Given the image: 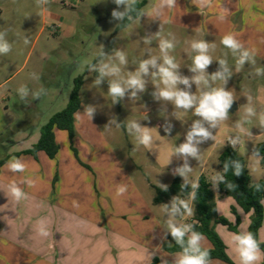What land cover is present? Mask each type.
Returning a JSON list of instances; mask_svg holds the SVG:
<instances>
[{
    "label": "rangeland",
    "instance_id": "rangeland-1",
    "mask_svg": "<svg viewBox=\"0 0 264 264\" xmlns=\"http://www.w3.org/2000/svg\"><path fill=\"white\" fill-rule=\"evenodd\" d=\"M147 2L142 10L151 9L158 0ZM116 8L112 0H51L44 8L37 5V0H0V31L7 33L6 38L12 44L8 54L0 55V128L7 125L0 134V158L7 151L23 152L36 144L42 127L67 107L75 79L82 76L78 112L83 114L85 105H93L96 112L91 121L87 116L78 118L75 115L73 145L80 160L70 148L67 131L55 130V136L62 155L74 157L84 168L92 171L90 175L96 186V198L102 200L105 216L88 226L83 225L84 221L80 219L71 220L69 226L74 229V238L65 249H72L71 244L79 250L117 248L114 234L119 231L140 249L141 255L132 264H151L156 257L162 263L173 264L176 253L162 249L168 218L162 205L170 204L172 198L160 204H155L154 199L156 188H160L158 183L170 186L175 178L174 170L184 163L182 158L172 156V153L176 146L185 142L191 123L198 117L193 111L185 112L175 109L170 102L156 100L152 93L154 84L160 82L153 81L151 77L146 78V90L138 93L135 99L126 94L120 102L113 104L107 93L108 81L95 86L93 81L97 73L89 71L87 65L98 63L101 51L114 55L115 50H121L128 59L127 66H121V75L127 77L128 72L134 71L139 61L147 58L149 53L160 57L159 40L170 39L171 33L176 44L170 55L180 66V74L190 77L193 73L189 67L196 54L191 43L199 40L214 43L215 49L209 53L213 62L207 72L212 74L218 70L217 60H227L232 76L225 88L232 92L238 108L234 112L229 111L228 119L216 129H211L214 140L209 139L199 145L200 161L188 159L192 168L188 176L189 185L198 183L202 175L211 184L215 175H223L219 157L230 146L229 137L237 133L241 139L234 149L244 157L252 181L264 180V166L254 154V148L264 142V127L260 123L264 117V102L258 99V93L264 88V75L255 74L257 68H264V0H211L209 6L199 9L191 0H177V6L163 9L159 19L153 20L145 15L119 31L117 27L121 21L111 17L112 10ZM223 8L228 11L221 20ZM119 10L123 11V6ZM159 30L160 36L157 37L155 34ZM226 34L234 35L245 49L253 53L254 64L248 62L242 68L237 67V57L221 43ZM25 36L30 39L27 45L24 44ZM145 36H151V44L144 43ZM33 73L39 79L32 78ZM22 86L30 91L26 102L21 101L18 95L17 90ZM221 86L222 81L213 84V87ZM40 88H44L46 94L39 100H33L31 92ZM191 91L199 95L195 84ZM249 106L255 109L256 115L246 117ZM113 119L120 123V127L114 124L105 127ZM131 120L149 128L153 137L150 150L129 135L127 123ZM238 122L241 123L240 129L235 127ZM168 124L172 126L170 133L164 131ZM121 184L127 186V191L118 196L116 189ZM212 190L218 203V215L232 216L230 205L235 204L234 200L222 195L218 188H213V184ZM178 197L189 204L192 213L177 217V223L188 224L194 216L193 199L191 196ZM240 215L243 223L239 232H248L252 214L242 212ZM107 227L112 228L111 239ZM215 231L229 247L230 258L235 264H240L232 242L235 233L221 224L215 225ZM123 241L130 244V241ZM201 244L205 249L212 248L204 236ZM153 249L156 253L148 262L146 260ZM211 264L226 263L215 259Z\"/></svg>",
    "mask_w": 264,
    "mask_h": 264
},
{
    "label": "clouds",
    "instance_id": "clouds-1",
    "mask_svg": "<svg viewBox=\"0 0 264 264\" xmlns=\"http://www.w3.org/2000/svg\"><path fill=\"white\" fill-rule=\"evenodd\" d=\"M51 0H37V5L44 8L50 4ZM117 6L111 12V17L114 20L124 21L125 18L132 19L131 13L135 11L136 0H112ZM191 2L199 9L210 5L211 0H191ZM123 6V11L119 8ZM177 6V0H158L157 4L151 9L140 10L138 19L142 16L151 17L153 20L159 19L162 15L163 9H172ZM228 9L223 8L220 19L225 18ZM160 36V30L155 34ZM7 33L0 31V55L8 54L12 49V44L6 38ZM170 39L160 38L159 49L160 57L148 54V57L141 59L138 67L134 71H129L127 77L121 75L122 67L127 66L128 59L126 54L121 50H115L114 55H107L105 51H101L98 63H88V70L96 72L93 83L99 87L105 80L108 81V95L112 98V103L120 102L126 94L130 99H135L138 93H143L146 90L148 83L147 77H151L153 81L158 80L159 84H154L155 91L152 93L153 97L159 101L170 102L175 109H181L185 112L193 111L198 119L193 120L189 130L186 133L185 142L181 143L178 147L174 148L172 156L175 155L182 158L184 163L178 166L173 175H178L183 178L182 189L189 187V173L192 168L188 164V159L194 158L200 161L201 150L199 145L209 139L214 140L211 129H216L222 121L229 117V109L231 108L234 97L232 92L226 90L225 85L229 78L232 76L231 70L228 66L226 59H219V68L212 74L207 72L208 67L212 64L213 58L209 54L214 51L215 44L209 43L205 40L193 41L191 49L196 53L192 59V65L189 70L193 75L184 76L179 72L180 66L175 62V57L170 55V52L175 48V37L169 33ZM144 43L151 44V36L143 38ZM30 43L28 36L24 37V44ZM221 43L231 51L233 56L237 57V67L242 68L246 63H255L253 53L244 48V45L236 39L232 34L223 36ZM102 46V45H101ZM257 76L264 75V68H257L255 71ZM32 78L39 79L35 73ZM113 78V79H109ZM222 81L223 86L213 87L214 82ZM161 84L163 87H161ZM196 85L199 90V95L192 93V85ZM180 85L184 87L181 88ZM18 95L21 101H27L30 94L26 86L20 87ZM46 94L44 88L31 92L33 100H39L42 95ZM248 100L251 97H247ZM96 112L93 105H85L84 112H78L76 115L79 118L81 115L87 116L91 121ZM256 115L255 109L251 106L246 108V117ZM147 119V116H146ZM261 126L264 127V117L260 120ZM114 124L117 128L120 123L116 119L110 120L105 127ZM237 129L241 128V123L235 125ZM172 126L166 125L164 131L170 133ZM127 131L132 135L139 145L151 149L153 144V137L150 134L149 128L142 126L140 122L131 120L127 123ZM240 135L237 133L235 136H230L228 142L233 148H236L240 142ZM258 155V153H255ZM171 156V157H172ZM170 162V160H169ZM7 169L12 173H23L26 165L21 159L13 157L6 164ZM234 169L236 176L241 175L242 165L239 161L227 160L223 166V173H227L229 168ZM225 182L224 175L217 174L212 178L213 188H218L220 183ZM158 183V182H157ZM163 191L168 190L167 185L159 184ZM191 196L195 198L196 190L199 184L196 182L191 183ZM232 187L231 184L228 185ZM127 191L126 185H118L116 194L118 196L125 194ZM10 196L16 201L27 199L26 193L15 181L11 182L8 186ZM162 210L168 217L166 220L167 232L170 233L175 243L180 246L181 251L175 254L173 264H211L210 252L202 247L203 236L201 233L193 230L191 224H179L176 218L183 216L185 213L191 215L192 209L189 204L184 200L175 196L172 198L170 204H163ZM48 222L45 219L38 221L37 232L41 237H47L49 232L47 230ZM187 237V240H185ZM232 242L235 245V250L239 256L240 264H256L261 260L264 253L261 252L259 243L250 232L240 234H233ZM166 264V261L163 262Z\"/></svg>",
    "mask_w": 264,
    "mask_h": 264
},
{
    "label": "crops",
    "instance_id": "crops-1",
    "mask_svg": "<svg viewBox=\"0 0 264 264\" xmlns=\"http://www.w3.org/2000/svg\"><path fill=\"white\" fill-rule=\"evenodd\" d=\"M142 1L148 4L147 0ZM258 99L264 102V88L258 93ZM6 126L0 128V134ZM16 153L20 152L7 151L0 158L2 160L9 156L6 163L0 165V264H132L141 255L140 249L132 245L131 240L121 236L119 231L114 234L118 241L117 248L95 251L91 247L79 250L71 244L72 249H65L74 238V229L69 226L71 220L80 219L84 221L83 225L88 226L105 216L104 204L99 197L96 198V186L90 175L92 171L78 162L79 156L76 161L74 157L62 155L60 150L54 159L47 158L43 152H39L38 158L31 155L15 156ZM13 157L21 159L26 165L23 173H12L7 169L6 164ZM13 181L23 189L27 199L16 202L10 196L8 186ZM232 206L236 204H231L230 210ZM242 212L237 209L239 215ZM227 218L233 223L236 221L233 213ZM41 219L48 222L47 237L38 235V221ZM240 219L239 228L243 223L241 215ZM249 225L250 221L248 229ZM107 229L112 231V228ZM164 234L167 236L168 232ZM259 238L264 243V222ZM123 240L130 241V244L127 245ZM155 253L154 249L151 250L145 260L149 262ZM263 257L256 264H260Z\"/></svg>",
    "mask_w": 264,
    "mask_h": 264
},
{
    "label": "trees",
    "instance_id": "trees-1",
    "mask_svg": "<svg viewBox=\"0 0 264 264\" xmlns=\"http://www.w3.org/2000/svg\"><path fill=\"white\" fill-rule=\"evenodd\" d=\"M146 5L145 1H136L134 6L135 11L131 13L132 19L125 18L124 21L120 22L117 27V31L126 28L131 24L132 21L138 18V13ZM83 84V77L78 76L75 79L74 88L71 93L70 101L67 107L61 112L57 113L42 127L41 136L39 141L34 144L30 149L24 150L23 152L16 153L15 156L20 155H31L34 158H38L39 152H45L47 156L54 159L58 154L60 147L56 142L55 130H63L69 133L71 140V149L75 152L78 157V152L73 146V138L75 136V115L81 107L80 90ZM255 153H258L256 155ZM254 154L260 158V163L264 166V142L259 143L254 148ZM9 156L0 160V165L6 163ZM235 160L239 161L242 165V173L239 176L234 174V169L229 168L227 173H223L225 182L220 183L218 190L222 195L231 197L236 206H232L231 212L236 216L235 223L231 222L227 217L218 215L217 212V201L212 190V184L208 179L202 175L199 177V187L196 190L195 198L192 197L194 203V216L193 219L188 223L193 225V230L202 234L212 244L211 249H207L210 252L211 260H221L226 264H235L230 258L227 252V246L218 233L215 231V225L222 224L236 234H240L239 225L241 222L240 215L237 213V209H241L244 213H251V220L248 232L252 233L254 238L259 243L261 251L264 253V243L259 240V231L264 222V180L253 182L250 172L246 166L244 157L235 150L232 146H228L224 149L219 157V163L221 170L225 161ZM183 184L180 176L175 175L174 181L168 186L167 191L156 188L157 196L154 199L155 204L163 203L170 200L174 196H191V186L187 189H182ZM232 187L229 188L228 185ZM187 240V237H185ZM162 249L167 253H178L181 251L179 245H177L170 233L167 234L165 240L162 243ZM205 249V248H204ZM151 264H163L159 258H154ZM170 264V263H166ZM260 264H264L263 261Z\"/></svg>",
    "mask_w": 264,
    "mask_h": 264
},
{
    "label": "water",
    "instance_id": "water-1",
    "mask_svg": "<svg viewBox=\"0 0 264 264\" xmlns=\"http://www.w3.org/2000/svg\"><path fill=\"white\" fill-rule=\"evenodd\" d=\"M238 106L236 103L233 102L231 108L229 109L230 112H234L235 110H237Z\"/></svg>",
    "mask_w": 264,
    "mask_h": 264
},
{
    "label": "built area",
    "instance_id": "built-area-1",
    "mask_svg": "<svg viewBox=\"0 0 264 264\" xmlns=\"http://www.w3.org/2000/svg\"><path fill=\"white\" fill-rule=\"evenodd\" d=\"M231 146V145H230Z\"/></svg>",
    "mask_w": 264,
    "mask_h": 264
}]
</instances>
